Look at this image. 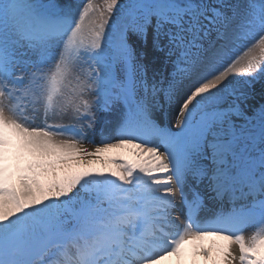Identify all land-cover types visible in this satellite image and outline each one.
<instances>
[{
	"label": "snow or ice",
	"instance_id": "6c2138e0",
	"mask_svg": "<svg viewBox=\"0 0 264 264\" xmlns=\"http://www.w3.org/2000/svg\"><path fill=\"white\" fill-rule=\"evenodd\" d=\"M258 83L264 0H0V264H264Z\"/></svg>",
	"mask_w": 264,
	"mask_h": 264
},
{
	"label": "bare ground",
	"instance_id": "6f19581e",
	"mask_svg": "<svg viewBox=\"0 0 264 264\" xmlns=\"http://www.w3.org/2000/svg\"><path fill=\"white\" fill-rule=\"evenodd\" d=\"M262 88H264V85H262V84L258 83V84L255 85V93H256L255 99L250 102L253 105H258L261 102L260 93H261ZM175 109H176V107H173L171 109V111L168 112V114L170 115V120H169V116L167 115V113H165V115H164L163 123L166 124L169 127H172L174 125V122H175V119H176V115L178 114V108H177L176 112H174ZM95 139L99 140L100 137L97 136ZM89 147H91V145H89Z\"/></svg>",
	"mask_w": 264,
	"mask_h": 264
}]
</instances>
